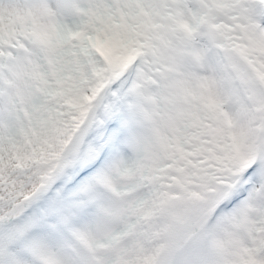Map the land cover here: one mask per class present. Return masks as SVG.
I'll return each mask as SVG.
<instances>
[{
  "label": "snow or ice",
  "instance_id": "obj_1",
  "mask_svg": "<svg viewBox=\"0 0 264 264\" xmlns=\"http://www.w3.org/2000/svg\"><path fill=\"white\" fill-rule=\"evenodd\" d=\"M0 264H264V0H0Z\"/></svg>",
  "mask_w": 264,
  "mask_h": 264
}]
</instances>
